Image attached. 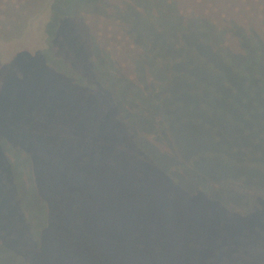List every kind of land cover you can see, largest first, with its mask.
<instances>
[{
  "label": "trees",
  "instance_id": "trees-1",
  "mask_svg": "<svg viewBox=\"0 0 264 264\" xmlns=\"http://www.w3.org/2000/svg\"><path fill=\"white\" fill-rule=\"evenodd\" d=\"M236 1L0 0L2 42L23 37L30 17L45 8L52 14L47 47L29 55L33 71L9 91L26 98L13 104L11 94L5 123L18 130L0 150V264H103L96 242L79 238L81 226L89 227L82 209L97 214V244L115 256L106 257L104 264H161L148 254L129 255L127 250L142 252L140 243L126 249L123 233H113L111 205L117 203L119 212L122 205L101 191L99 160L119 156L122 146L129 150L132 142L143 143L149 155L155 146L142 133L153 131L155 140L159 131L193 122L215 131L212 120L227 101L237 108L233 119L244 126L238 135L246 137V145H224L230 151L224 154L226 161L210 159L222 154L209 149L196 157L217 164L220 188L232 180L264 189V0H246L241 13L228 6L229 17L221 16L224 6ZM257 21L258 36L252 27ZM235 36L242 54L224 50L222 64L214 50L225 38L231 46ZM23 52L13 60L17 65L24 66ZM128 54L131 75L121 59ZM177 80L185 85L173 92ZM186 97L193 101L179 111L177 105L184 107ZM38 104L42 112L33 111ZM112 136L114 147L107 155L104 147ZM185 166L174 167L170 175ZM73 213L76 256L66 252L62 238L64 218ZM123 228L128 238L127 225ZM48 242L62 257H39Z\"/></svg>",
  "mask_w": 264,
  "mask_h": 264
},
{
  "label": "rangeland",
  "instance_id": "rangeland-1",
  "mask_svg": "<svg viewBox=\"0 0 264 264\" xmlns=\"http://www.w3.org/2000/svg\"><path fill=\"white\" fill-rule=\"evenodd\" d=\"M235 3L225 5L221 16H228V6L236 11L239 9L240 13L241 8L246 11V0H237ZM36 15L30 17L23 37L11 42L0 41V150L4 142L7 143L18 130L16 127L13 130L5 123L12 106L11 92L16 84L25 79L26 74L33 71L32 64L27 63L29 55L35 57L36 53L47 47V26L52 16L51 10L45 8ZM252 27L258 36L260 22L257 21ZM235 38L232 37L231 46L228 45L229 38H225L221 42L222 46L214 50L222 64L225 63L227 53L242 54L241 46ZM20 51H24L19 57L23 59L24 66L17 65L18 60L13 61ZM128 55H122L121 59L127 61L125 67H129L128 75H131L132 57ZM184 85L185 81L177 80L173 92L182 90ZM13 97V104L24 102L26 98L24 95L17 97L16 93ZM186 100L184 107L177 105L179 111L189 109L193 97H186ZM38 107L39 104L33 111L42 112L43 108L37 110ZM233 108L234 102L227 101L222 108L223 112L215 114V122L212 120L217 126L215 131L197 122L159 131L155 140L153 131H150L142 133L144 139L155 146L149 155L143 143L137 142L135 145L132 142L129 150L122 146L119 156L107 159L102 157L99 160L101 191L111 194L113 200L120 201L122 205L120 212L117 203L113 201L111 205L114 210L113 233H123L126 249L127 246L133 247L134 242H139L142 248L141 253L138 250L135 253L127 250L129 255L132 253L134 257H144L148 254L146 257H155L161 264H264V189L257 183L253 184L258 185L256 188L242 187L243 184L241 186L238 181L232 180L224 183L221 189L218 185L223 178L222 172L215 170L217 164L213 167L211 161L204 163L201 156L196 157L203 149H209L222 154L221 157L210 159L226 161L228 156L224 154L230 153L231 147L246 145V137L238 135L244 126H237L234 122ZM159 113L155 116L157 120L161 119ZM122 121L124 118L118 119L116 127L121 126ZM77 129H81V124ZM17 133L18 139H23V134ZM113 139L112 136L107 142L109 146L104 147L107 155L114 147ZM184 165L185 168L178 170V175H170L174 167ZM102 172L105 175L102 176ZM123 210L130 218H125L121 212ZM73 214L64 218L67 223L62 229V238L66 252L76 256L78 241L72 238L71 233H75L78 222L76 214ZM82 214L90 220L87 217L89 227L81 226L83 229L79 238L82 242L89 243L92 240L99 243L101 231L95 226L97 214L89 209H82ZM120 220L122 229L117 228ZM126 225L129 229L128 238H125L127 232L123 228ZM102 243H105L104 240ZM96 244V252L102 261L99 263L104 264L106 257H115ZM106 246V249H110V245ZM100 247L104 254H100ZM57 248L59 250V246ZM39 257H62V253L53 251L52 243L48 242L46 250Z\"/></svg>",
  "mask_w": 264,
  "mask_h": 264
}]
</instances>
